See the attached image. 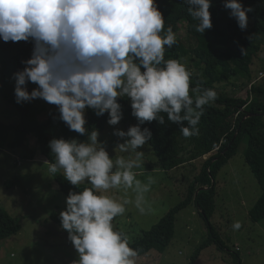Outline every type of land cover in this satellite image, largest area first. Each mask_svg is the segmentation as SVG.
Returning <instances> with one entry per match:
<instances>
[{"label":"clouds","instance_id":"obj_1","mask_svg":"<svg viewBox=\"0 0 264 264\" xmlns=\"http://www.w3.org/2000/svg\"><path fill=\"white\" fill-rule=\"evenodd\" d=\"M183 3L199 22L197 32L213 27L212 0ZM224 7L246 30L253 9L240 0H226ZM0 40L34 44L32 57L14 74L16 103L43 99L58 107L59 119L70 130L88 136L87 142L52 139L55 160L46 162L49 173L62 169L71 185H91L79 193L70 191L60 213L61 227L78 254L73 264H136L137 251L126 235L114 230L113 220L128 204L141 214L149 210L145 194L154 180L142 182L134 171L145 156L141 149L152 139L151 130L141 126L152 121L165 125L164 113L185 138L198 136L204 107L217 99L216 91L198 85L190 95L192 73L178 60H165L176 34L171 26L165 31L156 0H0ZM30 82L37 85L31 92ZM118 98L131 100L138 121L113 133L123 140L114 151L130 153L127 158L110 156L99 132L86 128L87 109L98 117L107 113V123L118 125L123 119ZM112 189L131 190L135 199L104 194Z\"/></svg>","mask_w":264,"mask_h":264},{"label":"trees","instance_id":"obj_2","mask_svg":"<svg viewBox=\"0 0 264 264\" xmlns=\"http://www.w3.org/2000/svg\"><path fill=\"white\" fill-rule=\"evenodd\" d=\"M225 2L226 0H212L210 13L213 27L201 34L196 31L199 22L188 13V6L183 0H156L165 18V31L171 26L176 34V43L165 49V60L170 57L191 58L197 55L198 62L187 67L189 71L193 69L190 95L191 88L199 85L215 90L217 99L204 107L198 125V136L185 138L179 125L168 123L167 114L163 115L165 125L152 121L141 126L151 130L152 139L148 143L157 157L156 166L164 172L177 170L186 163L201 161L202 164L199 173L190 183L184 200L169 210L150 230H143L136 242L130 244L137 251L138 257L146 256L152 250L164 253L174 238L177 215L190 205L196 207L209 229V236L197 248L190 264H195L201 251L206 248L213 245L225 247L211 224L217 209V176L237 155L246 140L245 163L262 191L249 210V217L254 223L264 221V79L254 83L252 73L255 61H261L264 56V0H240L245 8L253 9L247 14L252 20V26L246 32L231 17V10L224 7ZM180 31L186 34L184 38L179 35ZM186 42L190 45L189 48L186 47ZM33 47L34 44L30 41L0 40V97L13 104L21 114V122L14 129L17 134L4 136L1 140L7 142L9 149H14L23 144L26 135H33L43 158L54 162V155L49 148V142L54 139L51 130H56L66 140L86 142L88 136L70 130L59 119L60 114L41 122L35 116L32 103H16L13 97L16 84L14 74L24 69L23 62L32 57ZM241 49L246 50L245 55ZM240 79L252 83L246 97L228 95L229 87H238ZM32 84L30 82L28 85ZM118 103L122 106L121 122L124 126L137 125L138 121L132 115L131 100L118 98ZM86 112L88 132L96 130L100 134L107 124L108 114L98 117L92 109H87ZM85 187L91 186H73L67 180H63L60 185L67 197L70 191L79 193ZM20 230L18 219L0 206V241L13 237ZM236 259L238 264H242L238 254Z\"/></svg>","mask_w":264,"mask_h":264},{"label":"rangeland","instance_id":"obj_3","mask_svg":"<svg viewBox=\"0 0 264 264\" xmlns=\"http://www.w3.org/2000/svg\"><path fill=\"white\" fill-rule=\"evenodd\" d=\"M248 21V27L243 32L252 26V20L248 18ZM179 35L181 38L186 36L182 31ZM185 44L187 48L190 47L188 42ZM169 59L180 61L186 68L198 62L197 55ZM263 67L264 56L261 61L256 60L252 67L254 83L258 81ZM245 83L240 79L238 87L230 86L227 94L246 97L252 83ZM27 87L31 92L37 85ZM14 89L13 97L16 100ZM26 103H32L35 116L41 122L59 114L57 106L43 99ZM86 115L87 112L85 118ZM20 122L19 110L0 97V206L18 219L21 225L16 235L0 241V264H73L78 254L68 240L67 231L62 229L60 220V213L67 207V196L60 189L63 180H66L63 170L49 173L48 161L40 154L33 135H26L23 144L14 149H9L7 142L1 140L4 136L17 134L14 129ZM131 126L126 127L122 122L116 126L105 125L98 139L104 143L110 156L127 158L130 155L114 151L123 140L113 133L116 130L127 131ZM50 133L54 139H65L54 129ZM246 142L217 176V209L211 224L225 247L213 245L202 250L195 264H238L236 254L240 256L242 264H264V221L254 223L249 217V210L262 191L245 163ZM141 150L145 156L141 167L134 171L142 182L146 183L149 177L154 180L150 192L145 194V207L149 210L141 214L134 204H128L126 212L113 220L114 230L126 235L130 244L136 242L143 230H150L169 210L184 200L202 164L201 161L186 163L166 173L156 166L157 157L149 143ZM30 157L33 159H28ZM81 184L91 186L87 181ZM104 194L119 200L135 199L131 190L125 193L123 189H112ZM237 221L241 227L234 229L232 225ZM208 236L205 221L196 207L190 205L177 215L175 235L165 252L152 250L146 256H137L136 264H190L197 248Z\"/></svg>","mask_w":264,"mask_h":264},{"label":"built area","instance_id":"obj_4","mask_svg":"<svg viewBox=\"0 0 264 264\" xmlns=\"http://www.w3.org/2000/svg\"><path fill=\"white\" fill-rule=\"evenodd\" d=\"M262 79H264V70L259 72V77L257 78L258 81Z\"/></svg>","mask_w":264,"mask_h":264}]
</instances>
